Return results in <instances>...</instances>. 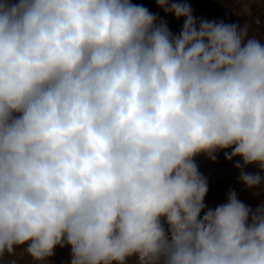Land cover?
I'll use <instances>...</instances> for the list:
<instances>
[{
  "label": "clouds",
  "instance_id": "9594fccd",
  "mask_svg": "<svg viewBox=\"0 0 264 264\" xmlns=\"http://www.w3.org/2000/svg\"><path fill=\"white\" fill-rule=\"evenodd\" d=\"M155 2L178 34L131 0H0V259L264 264V201L208 208L196 163L264 193V42Z\"/></svg>",
  "mask_w": 264,
  "mask_h": 264
},
{
  "label": "rangeland",
  "instance_id": "374dc122",
  "mask_svg": "<svg viewBox=\"0 0 264 264\" xmlns=\"http://www.w3.org/2000/svg\"><path fill=\"white\" fill-rule=\"evenodd\" d=\"M132 3L143 5L150 12L168 23L170 30L178 34L183 25V20H176L173 15H166L157 7L155 0H131ZM190 4L193 14L197 19L223 20L225 23H236L247 25L250 37L264 42V0H178ZM236 160L229 162L224 159V154L220 153L215 163L204 156L196 158L199 171L207 178L209 191L205 198L208 208L214 209L225 203L229 189H241L242 184L238 183L239 172L234 168ZM249 172H255L256 168L248 167ZM238 199L241 200L240 197ZM246 205L255 209L254 204ZM35 264L26 254L17 253L13 256H4L0 259V264ZM70 248H59L55 250V255L50 258L48 264H69ZM128 264H137L135 258H131Z\"/></svg>",
  "mask_w": 264,
  "mask_h": 264
},
{
  "label": "crops",
  "instance_id": "0c3cea01",
  "mask_svg": "<svg viewBox=\"0 0 264 264\" xmlns=\"http://www.w3.org/2000/svg\"><path fill=\"white\" fill-rule=\"evenodd\" d=\"M241 189L237 190V196L241 198V200H250L252 201L256 206H258L262 201H264V193H261L258 196H254L253 193L256 190H248L243 185L240 186ZM226 202V200H225ZM245 203V202H243Z\"/></svg>",
  "mask_w": 264,
  "mask_h": 264
},
{
  "label": "trees",
  "instance_id": "16d2710c",
  "mask_svg": "<svg viewBox=\"0 0 264 264\" xmlns=\"http://www.w3.org/2000/svg\"><path fill=\"white\" fill-rule=\"evenodd\" d=\"M242 202H245V203H247V204H252V205H254V203L252 202V201H250V200H241Z\"/></svg>",
  "mask_w": 264,
  "mask_h": 264
},
{
  "label": "built area",
  "instance_id": "2783aa9c",
  "mask_svg": "<svg viewBox=\"0 0 264 264\" xmlns=\"http://www.w3.org/2000/svg\"><path fill=\"white\" fill-rule=\"evenodd\" d=\"M17 253L25 254V253H23L22 249H17L16 254H17Z\"/></svg>",
  "mask_w": 264,
  "mask_h": 264
}]
</instances>
